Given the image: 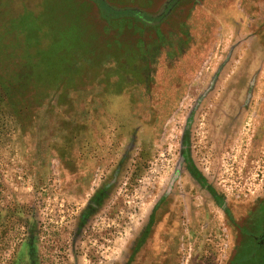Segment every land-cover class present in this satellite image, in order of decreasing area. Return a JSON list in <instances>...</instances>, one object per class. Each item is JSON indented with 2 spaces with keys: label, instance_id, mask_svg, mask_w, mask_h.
<instances>
[{
  "label": "rangeland",
  "instance_id": "rangeland-1",
  "mask_svg": "<svg viewBox=\"0 0 264 264\" xmlns=\"http://www.w3.org/2000/svg\"><path fill=\"white\" fill-rule=\"evenodd\" d=\"M104 1L0 0V264H264V0Z\"/></svg>",
  "mask_w": 264,
  "mask_h": 264
},
{
  "label": "trees",
  "instance_id": "trees-1",
  "mask_svg": "<svg viewBox=\"0 0 264 264\" xmlns=\"http://www.w3.org/2000/svg\"><path fill=\"white\" fill-rule=\"evenodd\" d=\"M97 2H101V3H103L105 6H104V8H108L109 10H111L114 14H118V15H121V14H128V13H125L126 11H113V9L111 8V7H108V5L106 4V2L104 1V0H96ZM23 78H27V74H24L23 75ZM6 85V84H5ZM4 85V86H5ZM0 86H2L3 87V85L2 84H0ZM6 86H8V87H5V88H11V87H14L15 86V84H11V83H7V85Z\"/></svg>",
  "mask_w": 264,
  "mask_h": 264
}]
</instances>
